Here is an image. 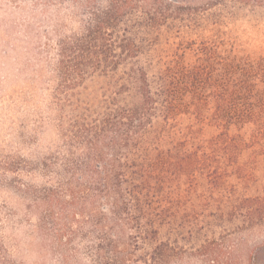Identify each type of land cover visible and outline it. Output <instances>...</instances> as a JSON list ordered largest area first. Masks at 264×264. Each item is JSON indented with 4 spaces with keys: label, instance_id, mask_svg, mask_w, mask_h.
<instances>
[{
    "label": "trees",
    "instance_id": "16d2710c",
    "mask_svg": "<svg viewBox=\"0 0 264 264\" xmlns=\"http://www.w3.org/2000/svg\"><path fill=\"white\" fill-rule=\"evenodd\" d=\"M179 1L31 0L57 16L63 146L37 162L0 158V190H13L37 213L41 242L32 264H45V252L53 264H173L181 256L161 233L172 217L165 190L171 162L182 161V174L195 171L201 150H160L171 136L155 135V121L170 128L185 109L205 104L209 115L217 110L214 123L222 129L214 145L264 148V57L237 61L208 46L194 64L148 62L145 35L182 10ZM90 80L102 83L101 95L83 98ZM10 216L0 209V264H30L8 246ZM200 251L206 264H235L224 243Z\"/></svg>",
    "mask_w": 264,
    "mask_h": 264
},
{
    "label": "rangeland",
    "instance_id": "374dc122",
    "mask_svg": "<svg viewBox=\"0 0 264 264\" xmlns=\"http://www.w3.org/2000/svg\"><path fill=\"white\" fill-rule=\"evenodd\" d=\"M32 5L31 0H0V158L37 162L58 151L63 141L55 103L57 16ZM179 5L184 8L145 35L152 66L197 63L208 46H219L223 55L237 61L264 57V4L180 0ZM101 84L88 81L82 97L91 98L95 91L101 95ZM204 106L185 109L170 128L160 120L154 123L155 135L171 136L160 150H201L195 171L182 174V161L171 162L164 205L172 217L161 233L183 249L173 264H206L200 250L212 241L224 243L235 264H264V148L251 142L238 146L235 141L214 145L222 129L214 123L217 110L209 115ZM203 150L211 157L202 155ZM256 198L259 201H252ZM0 209L11 215L8 246H17L32 264L41 242L34 231L35 209L9 189L0 190ZM44 258L45 264H53L47 252Z\"/></svg>",
    "mask_w": 264,
    "mask_h": 264
}]
</instances>
